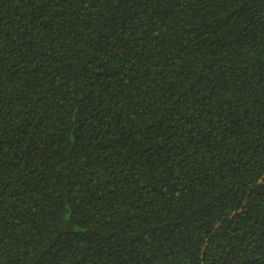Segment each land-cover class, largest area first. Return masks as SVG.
<instances>
[{
  "label": "trees",
  "instance_id": "trees-1",
  "mask_svg": "<svg viewBox=\"0 0 264 264\" xmlns=\"http://www.w3.org/2000/svg\"><path fill=\"white\" fill-rule=\"evenodd\" d=\"M0 264H264V0H0Z\"/></svg>",
  "mask_w": 264,
  "mask_h": 264
}]
</instances>
